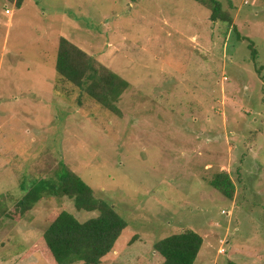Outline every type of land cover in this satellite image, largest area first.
I'll use <instances>...</instances> for the list:
<instances>
[{
    "label": "rangeland",
    "instance_id": "374dc122",
    "mask_svg": "<svg viewBox=\"0 0 264 264\" xmlns=\"http://www.w3.org/2000/svg\"><path fill=\"white\" fill-rule=\"evenodd\" d=\"M218 1L230 26L194 0H0V199L64 161L127 222L101 264H162L155 244L186 230L194 264H264V0ZM62 37L129 82L121 117L55 93ZM62 211L99 216L44 199L0 225V264H57Z\"/></svg>",
    "mask_w": 264,
    "mask_h": 264
},
{
    "label": "trees",
    "instance_id": "16d2710c",
    "mask_svg": "<svg viewBox=\"0 0 264 264\" xmlns=\"http://www.w3.org/2000/svg\"><path fill=\"white\" fill-rule=\"evenodd\" d=\"M23 1L18 0V5L21 6ZM194 1L211 9L210 19L213 22L227 23L228 26L232 24L230 16L224 14L226 11L220 1ZM56 70L59 79L54 91L58 96L69 101L73 100L72 93L77 92L76 101L80 108L86 110L89 107L85 105L94 103L121 117L118 103L130 87L129 82L64 37L59 42ZM44 158L45 155L40 158L41 163ZM29 174L35 181L32 185L24 187L25 190H21V194L15 199L7 195L12 205L1 195L0 225L8 220L20 222L44 199H72L77 210L99 211V216L81 223L74 215L62 211L45 230L44 241L57 264H101L126 229L125 219L113 206L98 199L95 190L64 161H60L59 167L50 171L35 166ZM211 185L227 198H233L234 184L226 173L217 175ZM203 243L201 235L186 230L160 240L154 247L164 259L162 264H194ZM35 250L37 248H31L28 253Z\"/></svg>",
    "mask_w": 264,
    "mask_h": 264
},
{
    "label": "built area",
    "instance_id": "2783aa9c",
    "mask_svg": "<svg viewBox=\"0 0 264 264\" xmlns=\"http://www.w3.org/2000/svg\"><path fill=\"white\" fill-rule=\"evenodd\" d=\"M7 12H9V11H7Z\"/></svg>",
    "mask_w": 264,
    "mask_h": 264
}]
</instances>
